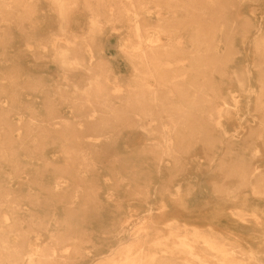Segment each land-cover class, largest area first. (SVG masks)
Segmentation results:
<instances>
[{
	"label": "rangeland",
	"instance_id": "obj_1",
	"mask_svg": "<svg viewBox=\"0 0 264 264\" xmlns=\"http://www.w3.org/2000/svg\"><path fill=\"white\" fill-rule=\"evenodd\" d=\"M0 147V264H264V0H0Z\"/></svg>",
	"mask_w": 264,
	"mask_h": 264
},
{
	"label": "bare ground",
	"instance_id": "obj_2",
	"mask_svg": "<svg viewBox=\"0 0 264 264\" xmlns=\"http://www.w3.org/2000/svg\"><path fill=\"white\" fill-rule=\"evenodd\" d=\"M2 5V4H1ZM8 5H10V4H8ZM208 5V4H207ZM208 8H210V7H208ZM212 8V7H211ZM212 9H215V8H212ZM210 11H212L211 9H210ZM225 11H227V10H225ZM208 12V11H207ZM61 13L63 14V11H61ZM211 14V13H210ZM137 15V14H136ZM218 18V17H217ZM93 22L95 23V24H97L98 23V20H93ZM204 24H207V23H204ZM136 26H135V28H136V32H137V36L138 37H141V31H140V24H139V22L138 21H136V24H135ZM208 25V24H207ZM214 26V25H213ZM207 27V26H206ZM211 32V31H210ZM258 36V35H257ZM250 38H252V37H250ZM256 39V38H255ZM253 40V39H252ZM252 43V42H251ZM56 44V43H55ZM60 46H57V44H56V53L58 54V56H59V58H60V62H61V64L63 65V66H73L74 65V63L77 61L76 59H71L70 57H69V55H70V49H71V46L70 47H66L65 45H62V44H59ZM158 49V48H157ZM73 50V49H72ZM202 50V49H201ZM92 58V57H91ZM214 62H215V60H214ZM218 66V65H217ZM236 66V65H235ZM256 66V65H255ZM246 71V70H245ZM246 73H247V71H246ZM251 74V73H250ZM98 75V76H97ZM96 75V77L95 78H92L93 79V81H92V86L93 85H95L96 86V88L95 89H86L85 90V93L87 94V95H91L92 93H100V92H102V88H101V86H100V84H101V81H100V78H99V76L100 75H102L101 73H99L98 72V74ZM246 75V74H245ZM252 76V75H251ZM108 77V76H107ZM201 91V90H200ZM202 92V91H201ZM144 93V92H143ZM206 93V92H205ZM201 94H203V93H201ZM218 96V95H217ZM222 96H220V98H221ZM150 99H152L153 101H157L158 99H159V97H158V95H157V91H152L151 92V96L149 97ZM203 98V97H202ZM207 98V97H206ZM217 98H219V96L217 97ZM87 99L89 100L90 98H89V96L87 97ZM147 99V97H145V94H138L135 98H134V100H136L137 102H144L145 100ZM204 99V98H203ZM65 101H66V99H65ZM210 102H212L211 100H210ZM218 107V106H217ZM10 109V108H9ZM224 109V108H223ZM145 110V109H144ZM182 110V112H184L183 111V109H181ZM222 113H224V112H222ZM93 114V113H92ZM92 114H90V116H94V115H92ZM183 114V113H182ZM181 114V115H182ZM2 124V123H1ZM8 124V123H7ZM8 126H10L9 124H8ZM12 128H9V130H11ZM8 130V129H7ZM5 131V130H4ZM3 131V132H4ZM18 139V138H17ZM7 141H5L4 143H2V145L3 144H5V146L8 148V149H13V140H11V139H6ZM3 147V146H2ZM24 147V146H23ZM1 148V147H0ZM3 149H5V147H3ZM39 151V150H38ZM132 155V154H131ZM72 156V155H71ZM3 158H5L6 160H9V161H11V159L9 158V157H7V156H2ZM69 158V157H68ZM77 158V157H76ZM68 160V159H67ZM38 178V177H37ZM250 183V182H249ZM246 185H248V184H246ZM241 186H242V184H241ZM45 187V186H44ZM54 188H55V190H59V189H61L62 188V185H61V182H59V181H57L56 183H54ZM9 191H11V190H8L7 191V195H9L10 196V192ZM46 191V190H45ZM21 192V191H20ZM18 194V193H17ZM37 194V193H36ZM53 194V193H52ZM238 194V193H237ZM241 194V193H240ZM55 195V194H54ZM15 196V195H14ZM66 198V197H65ZM9 199V198H8ZM62 199V198H61ZM60 200V199H59ZM213 200V199H212ZM224 202H225V200H224ZM206 203V202H205ZM210 202H208L207 204H209ZM203 205V204H202ZM211 206V205H210ZM178 207V206H177ZM179 208V207H178ZM171 209V208H170ZM169 209V210H170ZM159 210V214L158 215H155V214H150V215H148V217L147 218H145L144 219V223H145V225L146 226H148V227H151V226H153L154 224H156V223H158V221L156 220V218H158L159 217V215H162L163 213H164V211H163V213L162 214H160L161 212H162V210L159 208L158 209ZM183 210V209H182ZM179 211V210H178ZM150 212V211H149ZM157 212V211H156ZM167 212V211H166ZM153 213H155V212H153ZM168 213V212H167ZM176 213V212H175ZM174 213V214H175ZM66 214V213H65ZM69 214V213H68ZM177 214H179V213H176V215ZM158 216V217H157ZM209 217V216H208ZM76 218V217H75ZM160 218V217H159ZM162 218V217H161ZM167 218V217H166ZM205 218V217H204ZM162 219H164V218H162ZM6 220V223H8V219L6 218L5 219ZM64 220V219H63ZM79 220V219H78ZM160 223V222H159ZM172 224H177V221H175V220H172V222H171V225ZM8 225H9V230L11 231H14L15 229V227H16V225L15 224H9L8 223ZM212 225V224H211ZM214 226V225H213ZM82 227V226H81ZM126 227V226H125ZM127 230H125V231H123V232H125V234H124V236H123V238L122 239H126L127 238V232H126ZM262 234V233H261ZM264 236V235H263ZM3 243L5 244L4 246H5V249H7L8 250V253H9V258H10V262H11V264H50L51 263V259H50V255L49 254H46L45 252H42L41 254H40V256H39V258H38V260H36V258H34L33 257V252L32 253H30L29 254V256H28V258H24L23 257V260L25 261V262H20L19 261V259H18V257L17 256H19V251L17 250V246H13V245H11L9 242H8V239L6 238V236H5V241H3ZM0 254H1V252H0ZM111 255H114V260L115 261H118V262H121V264H145L149 259H148V257L144 254V251H139V252H137L136 254L135 253H131V252H127L126 254H124V256H120L119 254H115V252H114V250H113V252H110V253H106L104 256H103V258H105L106 256H111ZM88 256V255H87ZM97 257V256H96ZM96 257H95V259H96ZM90 258V257H89ZM66 259V257H61V261H64ZM102 258H100V259H97V260H95L94 262H92L91 264H108V262H109V260H102ZM61 264H63V263H61Z\"/></svg>",
	"mask_w": 264,
	"mask_h": 264
}]
</instances>
